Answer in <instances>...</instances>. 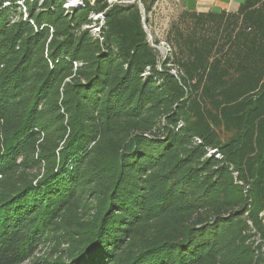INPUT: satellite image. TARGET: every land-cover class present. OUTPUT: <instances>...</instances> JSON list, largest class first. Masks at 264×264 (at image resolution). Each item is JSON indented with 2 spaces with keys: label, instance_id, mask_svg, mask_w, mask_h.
<instances>
[{
  "label": "trees",
  "instance_id": "1",
  "mask_svg": "<svg viewBox=\"0 0 264 264\" xmlns=\"http://www.w3.org/2000/svg\"><path fill=\"white\" fill-rule=\"evenodd\" d=\"M79 1L0 0V264H264V0Z\"/></svg>",
  "mask_w": 264,
  "mask_h": 264
},
{
  "label": "rangeland",
  "instance_id": "2",
  "mask_svg": "<svg viewBox=\"0 0 264 264\" xmlns=\"http://www.w3.org/2000/svg\"><path fill=\"white\" fill-rule=\"evenodd\" d=\"M138 1V0H136ZM73 0H67L66 6H72ZM6 1L3 2V5ZM19 8H17V11ZM183 10L177 0H156L151 10L147 14V20L144 21L145 29L148 33V39L154 38L160 40V42L168 43V36L173 33V25H182ZM92 31L94 30L91 28ZM172 32V33H171ZM163 43V47L167 45ZM169 44V43H168ZM171 47V44H169ZM159 51L165 53L162 44L159 46ZM264 218V212L262 213Z\"/></svg>",
  "mask_w": 264,
  "mask_h": 264
},
{
  "label": "crops",
  "instance_id": "3",
  "mask_svg": "<svg viewBox=\"0 0 264 264\" xmlns=\"http://www.w3.org/2000/svg\"><path fill=\"white\" fill-rule=\"evenodd\" d=\"M185 12H235L244 0H177Z\"/></svg>",
  "mask_w": 264,
  "mask_h": 264
},
{
  "label": "built area",
  "instance_id": "4",
  "mask_svg": "<svg viewBox=\"0 0 264 264\" xmlns=\"http://www.w3.org/2000/svg\"><path fill=\"white\" fill-rule=\"evenodd\" d=\"M74 1V3L73 4H75V5H78V4H80V1L79 0H73ZM93 33H97L98 32V28L97 27H93ZM149 40V39H148ZM149 42L151 43V45L152 46H154V47H156L158 50H159V46H160V44H162V48H164V50H165V53H162V52H160V54H161V56L162 57H164L166 54H169L170 53V51H171V47H170V45L168 44V43H165V42H160V40H159V42L157 43V44H154V42L153 41H151V40H149ZM163 43H165L166 45H167V47H163L164 45H163ZM175 71L174 70H172V73H174ZM215 150H210V153H213ZM261 215H262V213H261Z\"/></svg>",
  "mask_w": 264,
  "mask_h": 264
}]
</instances>
